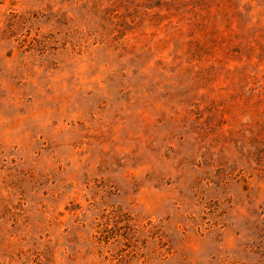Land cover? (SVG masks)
<instances>
[{"label":"rangeland","instance_id":"1","mask_svg":"<svg viewBox=\"0 0 264 264\" xmlns=\"http://www.w3.org/2000/svg\"><path fill=\"white\" fill-rule=\"evenodd\" d=\"M0 264H264V0H0Z\"/></svg>","mask_w":264,"mask_h":264}]
</instances>
